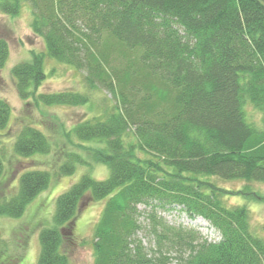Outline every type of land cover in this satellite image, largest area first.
<instances>
[{"label":"trees","instance_id":"trees-1","mask_svg":"<svg viewBox=\"0 0 264 264\" xmlns=\"http://www.w3.org/2000/svg\"><path fill=\"white\" fill-rule=\"evenodd\" d=\"M23 3L45 53L31 51L30 61L12 68L19 98L87 102L78 93H37L47 56L84 71L86 85L114 101L104 119L66 133L109 175L84 174L56 198L53 227L39 234L37 264H67L62 249L79 208L106 198L93 232V264H264V240L251 233L247 210L227 207L226 190L210 181L264 183V0H0V14L18 15ZM8 55L0 37V69ZM248 102L261 112L260 125L246 120ZM9 115L0 99V128ZM14 151L46 154L50 145L25 126ZM65 157L62 174L85 162L75 152ZM2 169L0 158V175ZM48 182L46 171L22 174L17 193L0 196V216H21ZM174 206L207 221L219 238L168 224L158 212Z\"/></svg>","mask_w":264,"mask_h":264},{"label":"rangeland","instance_id":"rangeland-1","mask_svg":"<svg viewBox=\"0 0 264 264\" xmlns=\"http://www.w3.org/2000/svg\"><path fill=\"white\" fill-rule=\"evenodd\" d=\"M31 19L32 9L27 3L22 4L18 15L0 14V37L6 39L9 49L6 63L0 69V99L10 107L9 119L0 128V158L3 164L0 196L10 197L17 193L19 179L28 171L48 172L49 182L27 204L21 216H0V264H37L40 252L39 234L41 230L53 227L56 198L84 174L94 180H104L109 175L105 164L92 162L85 151L69 142L66 133L86 120L104 119L114 109L110 93L101 88H89L85 83L84 71L46 56L43 61L45 79L37 93H78L85 95L87 102L78 106L44 105L36 103L33 98L26 101L19 98L11 74L12 68L18 63L30 61L31 51L45 53L42 39L31 30ZM243 109L249 123L261 124V112L251 103L245 104ZM25 126L34 127L44 134L50 145L48 153L21 156L14 151L15 139ZM70 138L73 142H78L72 136ZM81 144L96 146L95 141H84ZM70 152L80 154L85 162L76 163L71 174H62L60 167L65 162V154ZM210 181L226 190L222 198L227 207H245L251 233L264 240V200L258 198L264 197V183L219 178H212ZM245 186L249 189H243ZM106 200L107 198L88 199L79 208L71 234L67 236L62 249L68 258L67 264H93V232ZM139 209L140 222L145 224L144 206H139ZM158 214L172 226L197 230L207 241L219 238L217 231L207 221L199 216L189 217L180 206L159 211ZM140 235L144 236V233ZM144 243L147 244L146 239Z\"/></svg>","mask_w":264,"mask_h":264}]
</instances>
